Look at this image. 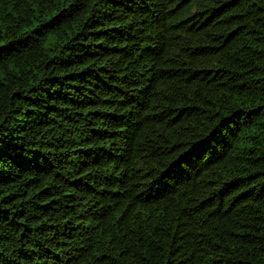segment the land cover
Listing matches in <instances>:
<instances>
[{"label":"trees","instance_id":"16d2710c","mask_svg":"<svg viewBox=\"0 0 264 264\" xmlns=\"http://www.w3.org/2000/svg\"><path fill=\"white\" fill-rule=\"evenodd\" d=\"M0 264H264V0H0Z\"/></svg>","mask_w":264,"mask_h":264}]
</instances>
